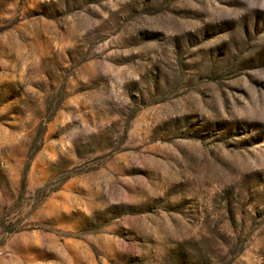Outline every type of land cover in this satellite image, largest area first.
I'll return each instance as SVG.
<instances>
[{
	"label": "rangeland",
	"instance_id": "rangeland-1",
	"mask_svg": "<svg viewBox=\"0 0 264 264\" xmlns=\"http://www.w3.org/2000/svg\"><path fill=\"white\" fill-rule=\"evenodd\" d=\"M0 264H264V0H0Z\"/></svg>",
	"mask_w": 264,
	"mask_h": 264
}]
</instances>
